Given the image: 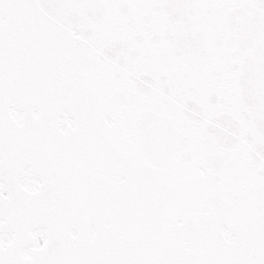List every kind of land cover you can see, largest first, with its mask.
Here are the masks:
<instances>
[{
	"label": "snow or ice",
	"instance_id": "1",
	"mask_svg": "<svg viewBox=\"0 0 264 264\" xmlns=\"http://www.w3.org/2000/svg\"><path fill=\"white\" fill-rule=\"evenodd\" d=\"M0 264H264V0H0Z\"/></svg>",
	"mask_w": 264,
	"mask_h": 264
}]
</instances>
